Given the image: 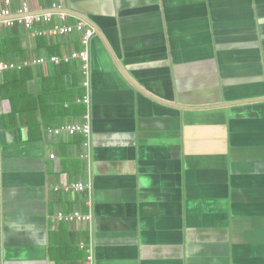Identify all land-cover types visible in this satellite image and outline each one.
<instances>
[{
    "label": "crops",
    "instance_id": "crops-1",
    "mask_svg": "<svg viewBox=\"0 0 264 264\" xmlns=\"http://www.w3.org/2000/svg\"><path fill=\"white\" fill-rule=\"evenodd\" d=\"M10 1L93 37L0 27L24 51L0 63L91 66L90 90L79 63L0 77V264H264V0ZM82 109L90 139L55 133Z\"/></svg>",
    "mask_w": 264,
    "mask_h": 264
},
{
    "label": "built area",
    "instance_id": "built-area-1",
    "mask_svg": "<svg viewBox=\"0 0 264 264\" xmlns=\"http://www.w3.org/2000/svg\"><path fill=\"white\" fill-rule=\"evenodd\" d=\"M6 9L0 11V27L3 28H13L15 26H22L26 29H31L37 24H52L54 20H58L60 23L56 24L52 29H50L46 35L51 36H71L76 32H82V45L88 48L90 44V40L93 37V32L89 31L85 28V26L81 23L77 26L64 25L67 23V16L56 13L57 7L53 9V12H49L43 14L41 16L34 15L29 12V8L27 5H24L23 8L19 11L17 17H14L11 11V1L6 0ZM86 31H85V30ZM48 62L54 63L56 65H61L62 63L71 64V63H79L81 66V72L85 81H83V87L86 90H90V74H91V66H90V54L88 49L82 51H75L70 55L61 57H51V58H40L34 59L32 62L26 61L23 64H17L14 62L0 63V77H3L8 72H16L21 71L24 67L27 66H38L44 65ZM81 104H84L86 107L91 104V97L89 94L85 95L83 99L80 100ZM54 132V131H52ZM55 133L60 135L62 133H67L70 136H78L81 135L87 140L90 139L92 133L91 121L89 114H85L84 121L82 123H76L72 125H66L60 130H56ZM52 159H55V156H52ZM87 190V186L83 183H75L70 186H67L63 189L56 188L55 191L57 193L63 192L65 194H82ZM61 222H67L70 224L79 223H89L92 220V215H84L82 213L75 212L72 215H64L60 213L59 218ZM81 250L85 251L87 254V264H93V252L88 247L82 245Z\"/></svg>",
    "mask_w": 264,
    "mask_h": 264
},
{
    "label": "trees",
    "instance_id": "trees-1",
    "mask_svg": "<svg viewBox=\"0 0 264 264\" xmlns=\"http://www.w3.org/2000/svg\"><path fill=\"white\" fill-rule=\"evenodd\" d=\"M5 41H11V42H14L15 43V45H16V47H13V48H11L9 45L8 46H5L4 48H3V51H1V54L0 55H3V57L5 56V57H8L11 53L14 55V57L15 56H17V54H19L20 56L22 55V54H24V51L22 52L21 51V47H20V45H19V43H20V40H19V38L18 37H13V36H8V39L7 40H5ZM6 49V50H5ZM53 55H60V53L59 52H57V53H52L51 54V56H53ZM17 60V59H16ZM16 63V62H15ZM69 68H70V66H69V64H62L61 65V69L63 70L62 72H61V78L63 79V75H64V72H69ZM28 71V69H24V70H22L21 72H18V71H16V72H12V73H14L13 74V78H14V80L16 79V80H18L17 78H18V76L20 75H22L23 73H26ZM30 77V76H29ZM21 82H22V80H21ZM18 84V83H17ZM71 96V99H73L74 98V94H72V95H70ZM85 96V95H84ZM84 96L83 97H81V99H83L84 98ZM84 114H86L85 113V110L84 109H82V110H80V116L81 117H83V115ZM72 137H75V136H72ZM59 193H61V194H63V195H68V194H65V193H63V192H59Z\"/></svg>",
    "mask_w": 264,
    "mask_h": 264
},
{
    "label": "rangeland",
    "instance_id": "rangeland-1",
    "mask_svg": "<svg viewBox=\"0 0 264 264\" xmlns=\"http://www.w3.org/2000/svg\"><path fill=\"white\" fill-rule=\"evenodd\" d=\"M42 14H38V16H41Z\"/></svg>",
    "mask_w": 264,
    "mask_h": 264
}]
</instances>
